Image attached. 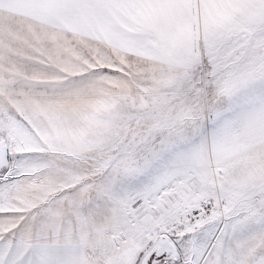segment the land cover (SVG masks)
I'll return each mask as SVG.
<instances>
[{"label": "snow or ice", "instance_id": "obj_1", "mask_svg": "<svg viewBox=\"0 0 264 264\" xmlns=\"http://www.w3.org/2000/svg\"><path fill=\"white\" fill-rule=\"evenodd\" d=\"M0 264H264V0H0Z\"/></svg>", "mask_w": 264, "mask_h": 264}]
</instances>
